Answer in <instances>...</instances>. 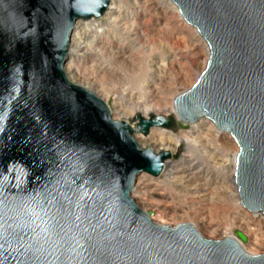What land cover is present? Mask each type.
<instances>
[{
	"label": "water",
	"instance_id": "water-1",
	"mask_svg": "<svg viewBox=\"0 0 264 264\" xmlns=\"http://www.w3.org/2000/svg\"><path fill=\"white\" fill-rule=\"evenodd\" d=\"M173 1L211 48L177 114L232 133L241 204L264 215V0ZM110 2L0 0V264H264L234 237L154 223L132 197L137 175H160L172 157L134 131L178 123L138 112L134 130L67 77L77 21Z\"/></svg>",
	"mask_w": 264,
	"mask_h": 264
},
{
	"label": "bare ground",
	"instance_id": "bare-ground-1",
	"mask_svg": "<svg viewBox=\"0 0 264 264\" xmlns=\"http://www.w3.org/2000/svg\"><path fill=\"white\" fill-rule=\"evenodd\" d=\"M124 2L111 0L101 16L103 21L95 17L77 21L64 69L71 82L107 104L113 120L123 119L134 130L140 119L135 117V124L129 120L138 112L146 119L151 118L150 113L174 115L176 131L158 126H152L146 135L134 131L142 148L150 147L155 153L169 150L172 157L165 161L164 178H159L161 174H138L132 197L160 225L191 223L209 239L222 227L223 238L234 237L247 253H264V217L245 210L236 184L240 148L224 144V137L236 142L232 133L219 129L207 117L191 122L188 129L179 127L176 97L197 84L208 66L210 45L199 29L188 23L176 2L131 0L133 9ZM139 40H149L152 45ZM156 42L161 43L158 51L153 46ZM88 62H94L97 70L89 71ZM140 76L143 80L138 82ZM183 146L181 158H173ZM167 189L174 194V209L167 198L157 197ZM216 198L227 204L228 217L231 209L240 208L241 213L235 210L232 218L237 234L241 232L245 241L232 231L235 227L227 223L229 218H218L219 213L213 211ZM180 205L187 210H180Z\"/></svg>",
	"mask_w": 264,
	"mask_h": 264
},
{
	"label": "rangeland",
	"instance_id": "rangeland-1",
	"mask_svg": "<svg viewBox=\"0 0 264 264\" xmlns=\"http://www.w3.org/2000/svg\"><path fill=\"white\" fill-rule=\"evenodd\" d=\"M173 1V0H172ZM174 2V1H173ZM125 5H126V7H128V8H130V9H133V7L134 6H132V2H131V0H125ZM175 3V2H174ZM180 9V8H179ZM180 11H181V9H180ZM98 21H103L104 20V18L103 17H99V18H96ZM187 21V20H186ZM188 22V21H187ZM189 23V22H188ZM191 25H193V24H191ZM195 26V25H194ZM201 33V32H200ZM125 36H127V35H125ZM134 37V36H133ZM204 37V36H203ZM205 38V37H204ZM206 39V38H205ZM139 42L140 43H144L145 45H147L148 44V46H151L152 45V43H151V41H149V40H139ZM149 42V43H148ZM157 44H153V46H154V48L155 49H157L158 48V46H160V44L161 43H159V42H156ZM159 43V44H158ZM151 44V45H150ZM209 44V43H208ZM156 51H158V49L156 50ZM210 57H211V55H210ZM209 61H210V59H209ZM92 63H93V67H92ZM88 64L90 65L91 64V67L89 66V65H87L88 66V68H89V71H95V70H97V69H95L96 67H97V65H95L94 64V62H88ZM137 67V66H136ZM98 68V67H97ZM91 69V70H90ZM99 72V71H98ZM204 73V72H203ZM202 73V74H203ZM201 74V75H202ZM200 75V76H201ZM143 80V78L140 76V78L138 79V82H141ZM186 81V80H185ZM187 81H188V79H187ZM186 81V82H187ZM144 82H145V80H144ZM133 118H131L130 120H129V122L131 123V124H135V121L133 120V121H131ZM191 124L192 123H185V122H183V121H179V127H181L182 129H188L190 126H191ZM224 144L225 145H228V144H230L229 146H232L233 148L234 147H237V148H239V145L235 142V141H232V140H230L229 138H226V137H224ZM225 142H227V143H225ZM184 150H185V146H183V147H181V149L178 151V152H176L174 155H173V158H175V159H177V160H179L180 158H181V156H182V154L184 153ZM196 163V162H195ZM164 176H165V174L164 173H161V175L159 176V178H164ZM170 192H172V191H170V189H167V190H165L164 191V193H162V195L161 194H157V197H158V199L159 198H161V199H164V200H167L168 199V204H170V209H174L175 208V205H176V202H173V201H171V195H174L173 193H170ZM167 198V199H166ZM136 202V201H135ZM139 205V204H138ZM140 206V205H139ZM141 208H142V206H140ZM212 208H213V211H215L216 213H219V215H220V217H218V218H224V220L226 219V218H229L228 220H227V223L229 224V225H231V224H233V226L232 227H235V223H234V221H233V218H232V216L234 215V211L236 210V212L237 213H241V212H239V209H237V208H233V209H231L232 210V216H230V217H228L227 216V211H226V209H227V204L224 202V200L223 201H218V198H216V203H214V205L212 206ZM179 209L180 210H182V211H185V210H187V209H185V206H181L180 205V207H179ZM241 209H244V208H242L241 207ZM246 210V209H245ZM181 211V212H182ZM248 211V210H247ZM248 212H250V211H248ZM252 213H255V214H258V217H264V215L262 214V213H260V212H252ZM263 215V216H262ZM264 219V218H263ZM189 220H191L192 221V219H189ZM223 220V219H222ZM152 221L154 222V223H157L158 224V222H156L155 220H153L152 219ZM188 221V220H187ZM172 222H174V221H172ZM174 224H176V223H173V224H169V226H175ZM223 228L221 227L220 229H219V233L218 234H216V235H214V238L215 239H220V238H223V236H222V233H223V230H222ZM237 228L235 227V228H233V232L234 233H236L235 235H238L237 234ZM216 236V237H215ZM218 236V237H217ZM238 237H239V235H238ZM213 237H211V239H214ZM240 238V237H239ZM242 240V239H241ZM242 241H245V240H242Z\"/></svg>",
	"mask_w": 264,
	"mask_h": 264
}]
</instances>
